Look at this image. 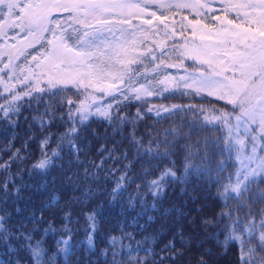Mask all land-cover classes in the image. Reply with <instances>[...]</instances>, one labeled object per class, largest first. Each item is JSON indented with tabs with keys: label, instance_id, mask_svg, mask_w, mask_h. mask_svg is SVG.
<instances>
[{
	"label": "snow or ice",
	"instance_id": "snow-or-ice-1",
	"mask_svg": "<svg viewBox=\"0 0 264 264\" xmlns=\"http://www.w3.org/2000/svg\"><path fill=\"white\" fill-rule=\"evenodd\" d=\"M178 98L189 103L152 102ZM42 102L44 111L33 116L41 129L57 118L66 127L50 155L52 133L43 136L41 157L30 171L46 173L65 148L80 163L78 140L91 118L106 122L113 134L131 126L135 156L150 165L159 161L168 166L137 184L128 206L147 208L145 196L150 195L155 208L171 184H185L193 175L205 177L221 207L201 219L203 233L216 236L224 255L234 247L236 264H264V0H0V123L15 127L25 110L33 104L38 109ZM131 107L135 113L126 111ZM177 117L179 124L149 127L147 141L136 135L146 118L160 124ZM99 152V163L84 168V180L98 181L108 160L121 159L113 155L115 147L101 146ZM20 153L16 149L8 161L0 162V246L8 255L0 264H55L58 255L67 259L78 246L72 200L60 207V198L52 196L39 220L33 214L29 221L47 225L43 236L59 233L55 251L46 259L43 236L34 235L38 227L27 231L23 223L8 226L7 205L21 192L10 167L25 159ZM131 167L130 162L123 170L109 169L113 187L106 193L108 202L122 199L134 183ZM149 173L145 168L143 176ZM64 175L70 183L79 179L75 173L76 180ZM82 216L86 240L80 243L95 249L99 210ZM127 227L121 225L119 235L108 234L100 249L105 264H166L183 257L200 234L186 239L183 228L176 229L158 255L142 241L133 247ZM137 227L144 225L137 222ZM202 246L203 241L196 243ZM210 255L200 253L196 264H208Z\"/></svg>",
	"mask_w": 264,
	"mask_h": 264
},
{
	"label": "trees",
	"instance_id": "trees-1",
	"mask_svg": "<svg viewBox=\"0 0 264 264\" xmlns=\"http://www.w3.org/2000/svg\"><path fill=\"white\" fill-rule=\"evenodd\" d=\"M56 99L59 100L60 97ZM152 102L165 106L189 103L187 99L179 98L153 100ZM194 102L200 103V101ZM43 111V102L38 109L33 104L31 110H25L19 117V122L15 127L0 123V162L8 161L16 149H20V154L25 157L23 161L17 160L15 163H12L10 167V173L15 179V185L21 188V192L18 200L14 198L7 205L9 227L16 228L21 223L25 225L27 231H31L34 226L38 227L39 232L34 235L36 239H40L47 225L43 222L39 225L29 222L33 214L39 220L41 211L48 205L52 196L60 198V207H63L67 201L72 200L71 208L74 210L72 224L74 231L73 239L78 246L67 259L63 255H58L55 264H105L104 257L100 255V249L104 247L109 233L119 235V227L123 224H127L126 230L133 233L134 240L131 241L133 247L136 246V241H142L144 242V247H152L158 255L161 254L164 244L172 238L174 230L183 228L186 239L194 233H200L196 236V241L192 242L191 249L186 250L183 257L175 261H168L166 264H196V258L199 254L208 251L211 252V255L207 257L208 264H236L234 247L230 246L227 254L224 255L219 244H217L216 236L212 233L207 235L203 233L201 219L214 216L220 211L221 207L220 201L215 198V187L212 186L210 188L205 183V177L196 178L193 175L185 184H171L155 208L151 206L152 197L150 195L145 196L148 202L147 208H144L139 203L134 208L128 206V198L135 195L136 185L142 183L145 179L154 178L159 175V172L164 167L168 166L166 162L162 163L159 161H153L150 165L146 159L140 160L135 156L134 149L129 143L131 126H127L119 134H113V129L106 122L91 118L81 130L78 140V143L81 145L80 163H76L75 157H70L67 148H65L61 152L60 157L54 160L53 166L46 173L30 171L34 161L41 157L40 140L43 136L48 132L52 133V142L48 149L50 155L51 148L56 147L58 137L65 131L66 127L57 118L50 126L42 130L39 123L33 120V116ZM126 111L135 113L136 108L131 107ZM57 116H59V110L57 111ZM188 118L190 119L191 117L189 116ZM180 122L179 117L174 121H163L160 124H156L154 120L146 118L143 122L139 123L136 135L144 136L145 141H147L148 137L145 133L149 127L163 129L173 123L179 124ZM203 135H211V133L205 132ZM9 142H11L10 148ZM101 146L109 150L115 147L116 152L113 155L119 156L121 159L119 162L108 160L104 168L99 171L98 181L93 182L92 179L84 180V168H90V162L92 161L99 163L101 159L99 149ZM124 152L128 153L127 160L123 159ZM107 154V152L104 153L105 156ZM172 159L179 160L180 157L173 156ZM130 162L132 165L130 175L134 183L128 186L122 199L117 202H108L106 193L110 192L113 187V177L109 173V169L116 167L123 170V166ZM145 168L150 169L147 177L143 176ZM177 168H180L179 163L177 164ZM65 173L67 176H73L75 173L79 176V179L76 180V177L73 176L76 182L70 183L64 175ZM3 176L4 173L0 172V179ZM88 189H91V191L88 192ZM146 191V189H141V192ZM85 195L88 196L87 200L84 199ZM74 198H78L79 202ZM55 207L53 205V209ZM91 209H98L102 218L100 224L101 231L97 234L95 249H88L86 243H80L86 240L84 232L86 225L82 212ZM51 210L49 209V211ZM44 214L47 216L48 212H44ZM149 216L152 217L151 220L148 219ZM137 222L140 225H144V227H137ZM55 226L57 228L60 227L58 220L55 222ZM212 231L214 233L216 230L213 229ZM145 237H148L147 241H145ZM153 237H155V243L152 242ZM223 238L221 234L219 240L223 241ZM56 239H59V233L49 232L46 236H43L44 247L48 250L46 259L53 255ZM199 241H203V246L197 248L196 243ZM128 243L130 241H124V244ZM179 246L177 244V247ZM20 254L27 257V253L21 252ZM7 259L8 255L4 247L0 246V260L6 262ZM25 264H27L26 261Z\"/></svg>",
	"mask_w": 264,
	"mask_h": 264
}]
</instances>
